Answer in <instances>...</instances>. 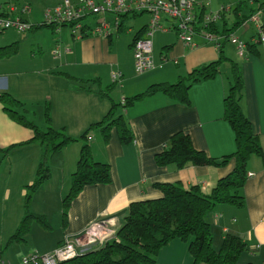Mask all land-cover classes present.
Listing matches in <instances>:
<instances>
[{"label": "crops", "instance_id": "0c3cea01", "mask_svg": "<svg viewBox=\"0 0 264 264\" xmlns=\"http://www.w3.org/2000/svg\"><path fill=\"white\" fill-rule=\"evenodd\" d=\"M4 1L0 0V14L7 13L11 16ZM7 1L9 2L5 4L10 6V1L13 0ZM63 1H43L40 4L54 8ZM71 1L78 3L80 0ZM199 1L200 8L205 7L206 13H209L219 12L227 6L235 8L239 0L236 5L233 0H218L220 2L218 8H214L217 0ZM10 8L12 12L18 11L14 6ZM40 15L31 8L30 13L23 12L19 18L38 26L40 24L37 20ZM257 15L252 19L253 21L258 18ZM149 22L141 28L147 26ZM163 23L166 26L171 25L169 21ZM263 26L264 23L256 27L257 36L252 35L250 40L242 41L239 36L236 35V38L235 34L232 36L225 48L228 60L222 65L221 74L213 80L192 87L190 106L176 103L164 94H156L121 109L134 135L132 145H122L116 129L111 131L108 141L105 140L101 128L91 131L89 144L92 156L96 161L110 166L111 183L86 186L71 204L67 225H64L63 215V203L66 198L63 197L64 183L72 181L77 170L81 149L85 143L82 135L93 124L103 121L114 103L124 105L128 98L143 93L153 84H175L191 70L217 61L220 57L219 47L216 42L203 35L196 36L193 39L194 46H190L179 39L175 30L157 32L153 38L155 68L143 74L136 72L139 75L136 77L132 74L133 69L136 71L132 45L138 30L130 44L128 42L122 44L121 41L115 44L114 37L121 34H117L115 30L109 34L112 35L110 38L107 35L79 38L71 32L70 36H60L55 47L56 37L51 30L48 31L51 34L46 32V28L29 31L32 36L26 39L20 37L14 42L18 43L17 54L11 58H0V63H4L0 68V259L2 262L5 261L4 256L8 260L4 264H21L23 259L30 256L49 254L59 248L65 240H75L81 236L93 222L102 218L115 220L116 223H112V227L118 232L125 223L132 203L162 197V192L156 188L157 184L180 183L186 189L199 186L203 193L210 194L221 178L233 173L236 166L234 159L220 167L188 165L179 169L175 165L160 167L155 157L164 150L171 137L181 131L190 135L197 150L205 152L211 158L220 159L236 152L235 133L224 119V100L232 82L231 61H236L242 67L245 83L243 108L254 133L259 137L264 152V41H261V37H264ZM243 28L241 38L251 31L247 24ZM60 31L62 32V29L58 32ZM173 32H175L174 36ZM160 34L164 36L160 37ZM38 38H42L43 41H37ZM14 40V36L0 37V47L11 45ZM25 40L26 43L33 42L31 47L29 44L31 54L26 52L25 57L20 60L19 43ZM246 43L260 44L261 55L246 56ZM43 46L50 48L48 56L44 55ZM241 48H243V56L240 55ZM35 49H38L39 54L42 55H37ZM223 68L229 73L223 74ZM60 72L68 73L78 80L100 79L101 88L113 83H117V87L110 90V98H103L96 93L79 91L71 87L70 80L63 77ZM4 93H9L24 103L30 116V110L35 111L31 120L37 125L43 126V116L47 124L46 110L50 106L52 127L57 130L64 129L69 137L75 140L64 147L63 163L59 166L52 165L50 179L32 194L29 210L33 215L43 219V222L33 219L26 241L11 245L8 244L9 240L19 229L27 212L29 186L36 181L43 150L39 143L33 141L35 133L32 129L10 118L1 100ZM36 110H40L42 117ZM26 155L29 158H22ZM30 157L32 160L27 162L30 163L29 169H23L26 174L20 179L17 178L16 172L20 170L16 169V165ZM247 172L248 179L243 188L245 206L238 208L232 205H220L209 216L213 230V245L216 242V248L219 249L226 234L237 235L249 246L242 261L264 264L262 158L252 157L247 164ZM51 205L54 208L53 215L48 213ZM6 214L8 216L5 222ZM219 230L222 235L218 234ZM53 234L56 238L47 246L34 242L37 235L50 237ZM15 244L18 246H14ZM187 245L175 240L167 247H172L176 256L187 254L191 260L187 263L194 264ZM13 247L15 248L10 251ZM167 247L160 252L158 264L161 254ZM3 251L9 252V256L8 253L3 256Z\"/></svg>", "mask_w": 264, "mask_h": 264}, {"label": "trees", "instance_id": "16d2710c", "mask_svg": "<svg viewBox=\"0 0 264 264\" xmlns=\"http://www.w3.org/2000/svg\"><path fill=\"white\" fill-rule=\"evenodd\" d=\"M198 10L199 15L197 16L202 19L206 8ZM258 13L264 15V0H239L237 6L231 8V12H222L220 20L216 23L211 24L208 28L198 26V31L203 29L205 32L216 35V45L219 47L220 53L217 61L191 70L175 84H153L143 93L128 98L124 105L114 103L104 120L93 124L82 135L85 143L81 149L77 170L72 177L70 192L63 203L64 225H67V216L73 200L86 186L111 183L110 166L107 163L96 161L92 156L89 144L91 131L101 128L105 140L108 141L111 131L116 129L122 145L130 146L134 143V135L128 121L121 113V109L128 108L135 101L156 94H164L176 103L190 106L192 87L213 80L221 74L222 65L228 60L225 54L228 42L238 29L249 24ZM231 14L234 18L232 25H230ZM3 15L10 18L9 14L4 13ZM142 15L144 14L120 15L121 21L115 32L117 34L125 32L127 30L125 21ZM31 27V31L46 28L50 29L53 34H57L58 29L66 27V25H53L44 22L38 26L32 24ZM146 27L138 30L134 41L144 35ZM0 32L5 33L6 30H0ZM82 35L83 38L92 37L88 26L83 28ZM111 36L108 35V38ZM17 46L18 43H13L0 47V58H11L17 54ZM245 47L246 56L259 57L261 55L260 44L246 43ZM60 74L70 80L71 87L79 91L96 93L103 98H110V90L117 87V83H113L106 88H101L100 79L78 80L65 72H60ZM231 79V87L224 100V119L235 133L236 152L220 159L211 158L205 152L197 150L190 135L181 131L171 137L168 145L156 155L155 159L160 167L175 165L179 169L188 165L220 167L234 159L236 166L233 173L221 178L210 194L203 193L199 186L186 189L180 183L157 184L156 188L162 192V197L132 203L128 209L125 223L113 240L102 247L60 264H158L162 249L175 240L188 244L194 264H252L242 261L249 246L237 235L226 234L219 250H215L212 224L209 221V216L217 206L232 205L238 208L245 206L243 188L248 179L247 164L254 156L261 157L264 162V152L259 137L254 133L243 108L244 76L241 65L236 61H231ZM1 100L11 119L34 131L33 141L39 143L43 150L36 181L29 186L26 215L17 232L9 240L8 244L11 245L26 241L33 219L43 222V219L33 215L29 210L32 194L50 179L51 166H59L60 163H63L64 147L75 140L70 138L64 129L56 130L52 127L50 106L46 110L48 131H44L30 119L28 109H25V104L20 100L9 93H4Z\"/></svg>", "mask_w": 264, "mask_h": 264}, {"label": "built area", "instance_id": "2783aa9c", "mask_svg": "<svg viewBox=\"0 0 264 264\" xmlns=\"http://www.w3.org/2000/svg\"><path fill=\"white\" fill-rule=\"evenodd\" d=\"M199 0H80L73 3L71 0H64L55 8L48 10V17L51 22L57 24L74 25V30L78 32L81 38L83 28L87 26L91 30L92 36L109 35L117 30L121 21L120 15L123 14H148L151 20L147 25L143 36L137 38L132 49L135 56V68L138 74L146 73L155 68L154 43L153 38L157 32H168L175 30L180 40L185 44L192 46L193 39L196 36L203 35L211 41L216 42V35L205 32L203 29L198 31V26L208 28L211 24L216 23L221 18V13L231 12V7L227 6L222 12L205 13L203 18H198L200 9ZM107 14L116 16V26L112 28L110 22L97 23L94 26L88 22L91 16L104 17ZM258 21V18L254 19ZM172 22L166 26L163 22ZM17 27L25 30L27 27L23 19H0V30L3 28ZM264 41V37H261ZM194 46V45H193ZM243 44H241V47ZM240 55L243 56V48ZM252 176V174H250ZM115 224V220L100 219L92 224L81 236L75 238L73 242H67L64 246L59 247L56 251L44 256H33L26 259L23 264H58L67 261L78 254H85L95 246L103 244L110 236L112 231L108 223ZM0 264H4L0 260Z\"/></svg>", "mask_w": 264, "mask_h": 264}, {"label": "rangeland", "instance_id": "374dc122", "mask_svg": "<svg viewBox=\"0 0 264 264\" xmlns=\"http://www.w3.org/2000/svg\"><path fill=\"white\" fill-rule=\"evenodd\" d=\"M43 1H47V2H51V1H56V0H13V1H10V6H14L18 11H16V12H12L11 11V8H10V6H8L7 4H5V2H9V1H7V0H5L4 1V5H5V7L8 9V11H9V13H10V19H12V20H14V19H18L22 14H23V12H24V9H25V7L26 6H30L31 8H32V11L34 10L36 13H40L41 15H40V17H39V20H37L38 22L37 23H39V24H42V23H44V22H46L47 21V16H46V13H47V11L48 10H51V9H53L52 7H47V6H45V5H41L40 3L41 2H43ZM96 1H98V2H101L102 0H96ZM237 1L238 0H233V3H234V5H236L237 4ZM263 1V0H262ZM55 3H58V2H55ZM47 7V8H46ZM218 7H220V2L217 0L216 1V6L214 7V8H218ZM55 8V7H54ZM210 9V8H209ZM31 12V11H30ZM29 12V13H30ZM210 13V12H209ZM216 13H218V11H216ZM259 14V13H258ZM257 17H258V21L256 22V21H253V20H251V22L249 23V24H247L248 25V27L251 29V31L248 33V34H246L245 33V35H244V38H241L242 37V33H243V30H244V28L242 27V28H240L236 33H235V38H236V35L237 36H239L240 37V39H242V41H245V39H251L250 37H252V35H256L257 36V30H256V27L258 26V25H260V24H263L264 23V15L262 16V15H257ZM150 18H151V16H149V15H146V14H144V15H142V16H140V17H136V18H130V19H128V20H126L125 21V27L127 28V29H130L128 32H124V33H121L120 35H118V37L117 36H115L114 37V40H115V44L116 43H118V42H122V44H126L127 42L130 44L131 43V41L133 40V36H134V34H135V32L137 31V30H139L144 24H146L147 22H149L150 21ZM230 18H231V23H230V25H232V23H233V20H234V18H233V15L231 14L230 15ZM89 22H91L94 26H98V24L97 23H104V22H110L111 23V25H112V28H115V26H116V23H117V20H116V16L115 15H113V14H107L106 15V19L104 20V17L103 16H101V17H95V16H91V18L89 19ZM30 23V22H29ZM172 22H169V24H171ZM31 24V23H30ZM32 25V24H31ZM62 29V32L60 31V33L58 34H54L55 35V37H56V39H54V46L55 47H57V45H58V40L60 39V36H64V35H66V36H70V34H71V32H72V29L70 28V27H63V28H60V30ZM31 31V30H30ZM48 31H50V29H47V31L46 32H48ZM59 31V30H58ZM40 32H42V31H40ZM49 34H51V32H48ZM47 33V34H48ZM42 34V33H41ZM46 34V33H45ZM33 34H31V33H29V31H28V33L26 32L25 34H20V33H18L16 30H14V29H11V30H8V31H6L5 33H2V34H0V37H2V38H7L8 36H14V38H15V40L13 41V43L14 42H16L20 37L21 38H28L29 36H32ZM172 35L174 36L175 35V32H173L172 33ZM39 36H42V35H39ZM159 36V34L155 37V39L157 38ZM162 36H164L163 34H160V37H162ZM37 41H43V39L42 38H38L37 39ZM29 44H30V47H31V45L33 44V42H29V43H26V40L24 41V42H21V43H19V45H20V50H21V53H20V55H19V58H20V60L21 59H23L24 57H25V54H26V52L30 55L31 54V49H30V47H29ZM61 44V43H60ZM10 45V44H9ZM22 46V47H21ZM44 47V55H47L48 56V53H49V50H50V48H46V46H43ZM230 47V46H229ZM36 48V47H35ZM36 50V53H37V55H42V53L41 54H39V52H38V49H35ZM41 49H39V51H40ZM156 52H157V50H156ZM159 57V55L157 54V58ZM239 57V56H238ZM45 60V57L43 58V61ZM1 62V61H0ZM6 62V61H5ZM2 64H4V63H0V68H2ZM148 72V71H147ZM229 73V71H226V69L225 68H223L222 69V73L223 74H225V73ZM132 74L134 75V76H139L137 73H136V71H135V69H133L132 70ZM117 75V74H116ZM117 91H121V90H117ZM37 111V113H38V115H40L41 116V112H40V110L38 111V110H36ZM30 112H31V116H30V119L33 117V114L34 113H36L35 111H33V110H30ZM42 117V116H41ZM38 122H40V121H38ZM43 126L41 125V124H38L39 125V127L40 128H42L44 131H48V126H47V124H46V122H45V119H44V116H43ZM55 129V128H54ZM57 130V129H56ZM37 146V145H36ZM22 158H29V157H27V155L26 156H22ZM32 159H31V157H30V159H26V161H21V162H19L17 165H16V169L17 170H20V171H18V172H16V177L17 178H21L22 176H24L26 173H25V171H23V169H29V167H30V163H28L27 164V162H29V161H31ZM22 170V171H21ZM71 183H72V181H69V183L66 181L65 183H64V186H65V190L63 191V197H67V195L69 194V192H70V189H71ZM68 185V186H67ZM48 213H49V215H53L54 214V208L52 207V205L51 206H49V210H48ZM26 215V214H25ZM25 215H24V217H25ZM7 216H8V214H6V216H5V222L7 221ZM20 217H22L21 215H20ZM24 219V218H23ZM23 219H22V221H23ZM213 232V231H212ZM218 234L219 235H222L223 233L221 232V230H219L218 231ZM55 238H56V235L55 234H53L52 236H50V237H47V236H40V235H37L36 236V238L34 239V242H40V243H42V244H44L45 246H47L48 244H49V242H53L54 240H55ZM73 242V241H72ZM216 242H215V244L213 245V246H215L214 247V249L215 250H219V249H217L216 248ZM14 246H18L17 244H15ZM186 246V245H185ZM188 246V245H187ZM15 247H13L10 251H12L13 249H14ZM3 256L4 255H6L7 253V256H9V252H4L3 251ZM190 256H188L187 254H185V253H182V254H177V256H176V254H174V252H173V249H172V247H167V249H165L164 250V252L161 254V256H160V260H159V264H188L187 262L189 261V262H191V260H190V258H189ZM4 259H5V263H7L8 262V260L5 258V256H4ZM24 260V259H23ZM21 264H22V262H21Z\"/></svg>", "mask_w": 264, "mask_h": 264}, {"label": "bare ground", "instance_id": "6f19581e", "mask_svg": "<svg viewBox=\"0 0 264 264\" xmlns=\"http://www.w3.org/2000/svg\"><path fill=\"white\" fill-rule=\"evenodd\" d=\"M0 8H1V5H0ZM31 11V7L30 6H26L25 7V9H24V12H30ZM4 14V13H3ZM3 14H0V19L1 20H3V19H5V18H7L6 16H4ZM7 14V13H6ZM46 16H47V23H50V24H53V25H62V24H57V23H54V22H51L50 20H49V17H48V11H47V13H46ZM89 22V21H88ZM24 23H25V25H26V29L25 30H20L19 28H17V27H14V26H12V27H10V28H3V29H1V30H6V31H8V30H11V29H14V30H16L17 32H19L20 34H23V33H26V32H28V31H30L31 30V24L28 22V21H24ZM63 24H65L66 25V27H70L71 29H72V33H73V35L74 36H76V37H79L78 36V32H76V30H74V25H71V24H67V23H63ZM147 28V27H146ZM58 30H60V28L58 29ZM80 38V37H79ZM81 38H83V37H81ZM251 176V175H250ZM102 219H106V220H111V219H107V218H102ZM98 221V220H97ZM97 221H95V222H97ZM112 221V220H111ZM95 222H93L92 224H94ZM91 224V225H92ZM90 225V226H91ZM89 226V227H90ZM108 227H109V229L112 231V233L110 234V236H109V238L103 243V244H100V245H97V246H95L92 250H94V249H97V248H99V247H102V246H104L106 243H108L109 241H111V240H113L116 236H117V232H116V230H114V228L112 227V223L110 222V223H108ZM89 229V228H88ZM72 241H74V240H65L63 243H62V245L61 246H64L67 242H72ZM60 246V247H61ZM58 249V248H57ZM56 249V250H57ZM56 250H54V251H56ZM92 250H90V251H92ZM53 251V252H54ZM89 251V252H90ZM52 253V252H51ZM88 253V252H87ZM79 255H83V254H78V255H76L75 257H77V256H79ZM33 256H39V255H33ZM33 256H30V257H28V258H25L23 261H22V264H23V262L26 260V259H29V258H31V257H33ZM42 256H44V255H42ZM39 257H41V256H39ZM75 257H73V258H75ZM73 258H71V259H73ZM1 260V259H0ZM70 260V259H69ZM2 261V260H1ZM68 261V260H67ZM62 262H64V261H62ZM61 262H59L58 264H60Z\"/></svg>", "mask_w": 264, "mask_h": 264}]
</instances>
